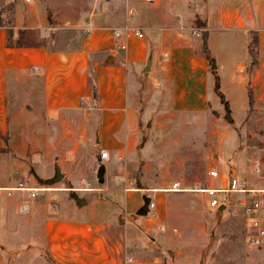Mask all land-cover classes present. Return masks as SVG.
Here are the masks:
<instances>
[{"label":"rangeland","instance_id":"obj_1","mask_svg":"<svg viewBox=\"0 0 264 264\" xmlns=\"http://www.w3.org/2000/svg\"><path fill=\"white\" fill-rule=\"evenodd\" d=\"M96 8L92 0H0V26L6 27L7 33L13 32V42L23 30L27 46L73 48L89 26L88 12ZM130 11L134 12L128 9V14ZM39 25L45 28H33ZM209 41L208 54L215 60L232 46L226 60L231 70L240 58L239 50L244 49L243 35L231 33L222 40L213 35ZM256 55L257 47L254 61ZM255 63L250 58L249 69ZM216 70L209 73V103L204 111L172 112L165 91L155 93L156 100L146 103V113L142 115V103L138 106L140 119L131 150L110 153L106 162L99 159L102 149L94 139L96 133L85 129L88 117L72 114L56 120L45 116L39 100L34 101V107L31 96L26 116L20 112L23 100L7 103L16 130L5 135L13 147L0 148V184L7 186L6 190L19 189L20 185L45 189L34 199H29L24 189L11 191L9 197L0 192L11 205L27 197V213L11 212V218L21 225L19 238L27 240V244L16 246V264H79L78 239L72 232L59 240L57 248L45 240L38 242L31 212L41 204L47 206L49 216L60 221L106 227L103 238L95 235L100 241L97 248L82 251L91 256H101L102 250L114 253L117 246L121 256H132L139 264H264V248L248 244L246 222L238 208L226 206L220 213L209 209L206 196L196 191L208 184L206 172L210 168L223 175L232 171L250 187H260L262 182L252 175L250 166L255 158L264 163V101L257 100L251 72L245 75V70L239 81L232 78L238 87L231 80H220L221 101L214 90ZM30 81L32 85L27 87H39L38 81ZM140 82L141 97L144 81ZM0 122L7 120L1 116ZM100 169L102 183L97 177ZM55 170L63 179L48 184ZM174 182L180 183L181 193L163 192ZM125 197L129 198L128 207ZM146 198L156 201L155 216L137 215ZM82 200L85 204L78 207L77 201ZM164 204L166 211L160 212ZM2 222L0 218V225ZM23 222L27 227H22ZM58 253L64 260H55Z\"/></svg>","mask_w":264,"mask_h":264},{"label":"crops","instance_id":"obj_2","mask_svg":"<svg viewBox=\"0 0 264 264\" xmlns=\"http://www.w3.org/2000/svg\"><path fill=\"white\" fill-rule=\"evenodd\" d=\"M92 2L97 8L88 12L89 26L84 27L85 31L73 48L8 46L5 43L6 27L0 26V117L7 120L6 123L0 122V148L13 147V141L8 142L5 135L16 130L9 112L12 108L7 103L23 100L20 112L26 116L29 96L34 107V101L38 99L41 112L56 120L72 114L88 117L84 124L86 131L95 132L98 146L108 150L109 154L131 150L140 119L138 106L142 103L145 109L142 115L146 113V103L156 100L155 93L165 91L167 107L172 112L204 111L209 103V73L213 71L210 61L215 58L210 54L207 59L201 51L203 32L207 33L208 50L213 35L221 40L231 33L243 35L245 46L239 50L240 58L229 70L226 60L232 46L228 45L215 60L216 76L219 82L224 78L227 83L231 80V84L238 87L232 78L239 81L244 70L245 75L251 72L249 78L254 85L253 91H258L257 100L264 101V0H156L155 4H148L145 0ZM128 9L134 12L128 14ZM197 20L202 26L197 27ZM125 27H136L143 36L128 38L126 48L118 50V41L112 30ZM33 28L43 30L45 27ZM252 36L257 37V55L255 65L249 69L248 43ZM147 61L150 65L146 72ZM32 78L39 82L38 88L27 87ZM140 81H144L142 100ZM259 183L260 187L264 185L263 181ZM6 187L0 184V192H6L8 197L11 191L19 190H6ZM125 198L128 207L129 198ZM26 199L11 205L0 193V218H3L0 264L9 259V264H16L19 257L16 246L27 244V240L19 238L21 225L11 218V212L18 213L19 205L27 203L24 202ZM161 211H166V204ZM31 213V221L38 228V242L45 240L57 248L59 240L72 232L78 239L79 264H123L124 256L119 254L117 246L114 253L102 250L101 256L82 252L89 247L97 248L100 241L95 235L100 239L104 237L102 230L106 227L103 224L60 221L57 216H49L47 206L42 204L34 207ZM41 214L46 216L43 218ZM23 223L22 227H27V222ZM22 254L26 256L27 252ZM58 255L55 260H64V256Z\"/></svg>","mask_w":264,"mask_h":264},{"label":"built area","instance_id":"obj_3","mask_svg":"<svg viewBox=\"0 0 264 264\" xmlns=\"http://www.w3.org/2000/svg\"><path fill=\"white\" fill-rule=\"evenodd\" d=\"M30 3L32 0H25ZM156 0H147L148 4H155ZM132 14V11L129 12ZM113 37L118 44V50L126 48V40L130 37L142 38V33L136 27H125L124 29H113ZM101 161H108L110 154L108 150L102 149L99 153ZM122 157L119 155V160ZM250 171L257 179L264 183V163L261 158H255L251 162ZM206 180L208 184L201 189H197L199 193L206 196V205L209 209H217L224 205L225 207L235 206L240 211L246 228L248 230V244L256 248H264V185L262 187L247 186L245 180H240L238 177L229 171V174L223 175L215 168H210L206 172ZM217 183V184H216ZM19 189L28 192V198L34 199L36 194L42 188L27 189L19 186ZM166 191H183L180 188V183L174 182L167 188ZM157 203L154 199H150L147 205L148 215H156ZM29 211L27 203L19 205L20 213ZM123 264H139L132 256H125Z\"/></svg>","mask_w":264,"mask_h":264},{"label":"trees","instance_id":"obj_4","mask_svg":"<svg viewBox=\"0 0 264 264\" xmlns=\"http://www.w3.org/2000/svg\"><path fill=\"white\" fill-rule=\"evenodd\" d=\"M195 24L197 25V27L202 26V23L200 21H198V20L195 21ZM7 32L8 31L6 30L5 43L8 46L20 47V48L27 46V43L25 41L26 39L24 37L25 34H24L23 30H21L19 32V38L15 42L12 41L13 32H10V33H7ZM206 34H207L206 32H203L202 35H201L202 51H203L205 57L207 59H210L209 54H208V48H207V35ZM256 47H257V39H256L255 36H253V37L250 38V41L248 43V53H249V56L251 58V63L252 64H254L255 61H256V58H255V61H254ZM214 71L215 70H213L212 73H215ZM214 79H215V81H214V90L218 94L219 99L222 101L224 97H223V94L220 91L219 78H218V76L215 75Z\"/></svg>","mask_w":264,"mask_h":264},{"label":"water","instance_id":"obj_5","mask_svg":"<svg viewBox=\"0 0 264 264\" xmlns=\"http://www.w3.org/2000/svg\"><path fill=\"white\" fill-rule=\"evenodd\" d=\"M149 65H150V62L147 61L146 63V67L144 69V71H148L149 70ZM210 69L211 70H215L216 69V64H215V60L214 59H211L210 61ZM227 117V120L228 121H231V118L229 117V114L227 113L226 115ZM97 177H98V181L99 183H102L103 182V169H100L98 171V174H97ZM63 178V175L59 172V170H55V175L53 178H51L49 181H47L48 184H53V183H56V182H59L61 181ZM78 200V199H77ZM149 200L148 198L145 199L143 205L141 206V208L139 209V211L137 212V215L138 216H146L147 213H148V209H147V205L149 203ZM85 204V201L82 200V201H77V206L78 207H82L83 205ZM225 206L224 205H221L218 209H217V212H222L224 210Z\"/></svg>","mask_w":264,"mask_h":264},{"label":"bare ground","instance_id":"obj_6","mask_svg":"<svg viewBox=\"0 0 264 264\" xmlns=\"http://www.w3.org/2000/svg\"><path fill=\"white\" fill-rule=\"evenodd\" d=\"M19 190H21V189H19ZM45 189H38V190H36V191H44ZM47 190H50V189H47Z\"/></svg>","mask_w":264,"mask_h":264}]
</instances>
